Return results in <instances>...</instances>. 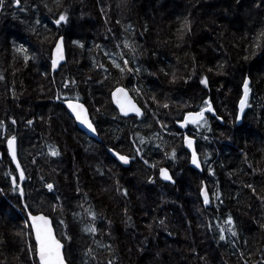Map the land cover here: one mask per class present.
<instances>
[{
	"label": "trees",
	"instance_id": "trees-1",
	"mask_svg": "<svg viewBox=\"0 0 264 264\" xmlns=\"http://www.w3.org/2000/svg\"><path fill=\"white\" fill-rule=\"evenodd\" d=\"M21 6L27 10L5 0L0 11L3 20L20 24L0 40V75L4 77L0 80V122L6 126L0 129V234L5 241L0 244V264H37L36 256L27 252L26 241L33 242V238L14 235L24 228L23 203L33 213L39 209L50 216L57 230L56 222L66 220L70 231L80 232L73 235V243L81 250L80 264H108L109 260L112 264H264V203L245 187L251 184L264 196V47L252 56L250 46L264 27V4L258 9L254 0H63L60 8L55 0H21ZM65 9L67 25L55 26L52 21ZM186 18L191 21V33L181 40L178 29ZM37 19L40 24L35 23ZM54 28L68 45V60L58 72L51 66L53 46L47 51L46 38ZM125 40L136 48L135 58L124 47ZM21 43L34 57L27 65L15 51ZM121 53L128 67L140 69L138 73L121 72L113 65L115 60L124 66ZM173 72L175 83L171 82ZM205 77L207 86L201 83ZM245 77L250 80V107L241 114ZM123 83L132 95L142 94L153 105L141 122L122 119L108 99L111 90ZM77 96L86 106L102 102L96 116L91 115L106 146L123 147L121 151L135 156L128 168L108 167L104 159L112 164L114 160L105 156L103 144L76 126L79 137L69 131L71 118L64 102L65 98L77 102ZM152 96L169 107L158 106ZM205 100L216 114L207 117L210 130L196 125L207 157L208 205L197 191L199 180L185 182V155L177 149L172 161L168 150L177 122L189 111H198ZM12 135L17 137L18 158L26 177L23 198L12 191V176L20 184L7 148ZM177 144L183 150L181 138ZM50 145L59 149V156L49 154ZM23 148L27 164L21 157ZM141 155L149 167L135 166ZM160 160L167 163L163 167L179 169L183 192L156 186H162ZM64 166L70 173L67 180L57 172ZM47 183L53 184L50 192ZM117 187L127 189L128 195ZM217 192L219 199L214 195ZM53 205L63 208H57L60 217L56 219L52 211H45ZM89 209L97 214L95 236L81 230L91 222ZM73 213L78 215L74 218ZM229 215L235 230L238 224V239L227 231ZM147 220L150 231H142L140 225ZM220 228L225 229L227 242L219 239ZM105 245H111V250ZM88 248L96 259L86 255ZM68 255L66 248L67 259Z\"/></svg>",
	"mask_w": 264,
	"mask_h": 264
},
{
	"label": "snow or ice",
	"instance_id": "snow-or-ice-1",
	"mask_svg": "<svg viewBox=\"0 0 264 264\" xmlns=\"http://www.w3.org/2000/svg\"><path fill=\"white\" fill-rule=\"evenodd\" d=\"M55 3L57 7L62 8L63 7V0H55ZM236 3H240V0H236ZM13 4L15 7L20 8L21 11H26L27 8L21 6V0H13ZM262 4H264V0H254V6L256 8H261ZM5 5V0H0V11L4 9ZM44 7L48 8V5L45 4ZM50 12L52 11L51 8L48 9ZM103 11V9L101 10ZM69 21V16L67 9L64 11L60 12L58 15V18L54 19L52 23L60 27L61 24L67 25ZM36 24H40V20L37 19L35 21ZM119 23V21H117ZM45 27H47L45 25ZM128 28L131 29L132 26L128 25ZM146 30V29H145ZM34 31V30H33ZM179 32V39H183L184 35L186 33L190 34L191 33V21L188 20L187 18L184 20L182 26L180 29H178ZM55 44H54V58L51 60V66L52 69L55 70L59 63L64 60V37L63 35L55 37ZM262 40H264V27L258 30L256 34V38L250 45L253 48L252 51V56H255L257 54V50H260L264 45H262ZM73 43L79 44L78 41H74ZM80 47H83L82 44H79ZM119 47V45H117ZM124 47L128 48L129 51L132 53L133 58H135V53H136V48L129 44L127 40L124 41ZM15 51L20 54L22 57L24 64L27 65L29 60L34 59L29 53H28V48L24 46L23 43H21L19 46L15 47ZM105 55H108V53H105ZM120 59L123 61V67H121L120 64L116 63L115 60L112 61L113 65L120 69L121 72L128 71V72H139L140 69L136 68H130L128 67L129 61L124 58V54H120ZM194 59V58H193ZM245 60H248L249 57L245 56ZM103 67V65H101ZM219 67H222L219 66ZM163 71V69H161ZM165 75H169V73H165ZM4 77L0 75V80H3ZM177 80L176 74L173 72L171 73V82L175 83ZM72 84H75V81L71 82ZM201 83L207 86V78H203L201 80ZM64 87H68V83L66 82L64 84ZM242 88H243V97L239 101V109L240 113L242 114L244 112V109L246 106L250 107V105L247 103L249 99V95L251 92L250 88V80L245 77L243 82H242ZM137 93L140 92V89H134ZM113 97L116 99L117 106L120 109V112L127 116L129 113H135L136 116H143V112L140 107H137V105L133 102L132 98L129 97L128 92L122 88L118 87L115 92L113 93ZM57 99H60V96L57 95ZM151 99L153 100L154 103H157L158 106L168 108L169 104L167 102L160 103L159 101L156 100L155 96H152ZM77 102H73L71 99L65 98V103H67V107L72 111V113L75 115L76 120L80 122L81 125H83L87 130H89L92 133H96L97 129L94 126L93 122L88 118L87 114V109L84 107L82 103H79V97H76ZM99 111V109H97ZM211 113L213 116H215V110L212 108L211 102L209 100H205L203 102V107H200L198 111L195 112H188L184 119L183 122L180 124L181 127H186L189 123L192 125H197L198 127H208V119L205 116V113ZM219 120H222V117L217 116L216 117ZM240 119V116H237V120ZM28 124H32V121L29 120L27 121ZM12 124H16V121L13 119ZM162 127H165L163 124L161 125ZM0 129H5L6 126L3 124V122H0ZM207 139V137H204ZM16 140L17 137L15 135H12L8 140H7V147H8V152L11 154V157L13 160H16ZM141 143H144L143 138L140 139ZM185 143L187 145V148L191 150V163L196 166V168L200 169L201 168V162L198 158L196 149L194 147V139L190 137H185ZM110 152H112L113 156L116 157L120 162H122L124 165H128L131 163L132 159H135V156L129 157L127 155L121 154L120 152L114 151L113 149H109ZM137 155L140 154V149H136ZM49 154L53 157H57L60 155V151L58 148H56L54 145L49 146ZM167 155V154H166ZM171 158L175 159L176 157V152L175 149L172 150L171 152ZM141 159H143V156H140ZM147 163V161H144ZM204 163H207V157H205ZM251 167V165H249ZM17 169H20L19 162L17 161L16 164ZM99 171V170H98ZM211 172V169H209ZM102 174V173H101ZM160 176L171 183H175V180L173 179L172 175L169 174L168 169L166 168H161L159 171ZM8 175H11V173H8ZM26 179L24 171L21 169L19 172V181L23 182ZM149 182H154L150 180ZM12 183V191L16 192L19 194L20 198L24 197V188L21 186V184L17 183V177L12 176L11 179ZM118 183V182H117ZM46 187L49 191L53 189V184L52 183H47ZM245 187H248L252 190V193L254 195H257V199H260L262 203H264V196H260L256 193V189L251 185H245ZM3 189H0V192H2ZM117 191H120L122 195L127 196L128 192L127 189H121L117 187ZM202 195H203V203L205 205H208L210 203V198H209V193L206 188L202 189ZM217 199L220 198V193H215L214 194ZM59 199V198H57ZM223 201L221 200V203ZM59 208L60 211L63 210L62 206L60 205H53L52 209L53 211L57 210ZM21 211L25 213L26 219L24 220V228L16 231L14 235L24 238L26 235L31 236L34 239V243L30 241H26L27 244V252L30 254L35 255L38 257V262L37 264H69V261L66 259V251H65V246L66 244L70 243L72 240V237L68 234L67 232V225L64 226L63 229L60 230L59 234L53 229L52 226V219L46 215L43 211L37 209L36 213L33 214V211L30 210V206L27 203H23L21 206ZM88 216L91 218V222L84 226L81 230L84 233H87L89 235L95 236L98 229L95 226L94 221L96 220L97 214L95 211L89 209L86 210ZM125 212H127V209H125ZM77 213H73L74 218L77 216ZM130 219V217H129ZM161 224L164 223V221H160ZM227 225L230 227L227 229V231L230 233V235L234 238L238 239V232L235 230V223L233 221V218L231 215H229L225 221ZM60 224H64L63 220H60ZM108 224H111V221H108ZM24 229H30V232H25ZM225 229L220 228V236L219 239L221 241L227 242V238L225 236ZM110 235V233H109ZM5 243L4 238L2 234H0V244ZM247 241H245V244ZM109 250H111V245H105ZM86 255H89L92 257V259H96V257L93 255V249L88 248L86 250ZM241 256H243V253H241ZM18 258V257H17ZM108 264H112V261L109 260ZM247 264V262H245Z\"/></svg>",
	"mask_w": 264,
	"mask_h": 264
},
{
	"label": "rangeland",
	"instance_id": "rangeland-1",
	"mask_svg": "<svg viewBox=\"0 0 264 264\" xmlns=\"http://www.w3.org/2000/svg\"><path fill=\"white\" fill-rule=\"evenodd\" d=\"M18 25H20L19 23L18 24H11V22L10 21H8V20H3V18H1V15H0V29H2V34L0 33V40L2 41V40H4L5 39V36L7 35V33H8V31H17V29L19 28V26ZM18 26V27H17ZM55 29V28H54ZM51 32H52V35L51 36H49V37H47L46 38V40H49L48 41V47H47V51H49V48L50 47H52L53 46V48H54V44H55V42H56V40H55V37H57V36H60L61 34L60 33H58V31L55 29V30H51ZM73 37H77V35H76V33H74L73 34ZM66 46H67V50H68V45L66 44ZM70 47H73V46H71L70 45ZM0 53H3V46H0ZM127 80V79H126ZM112 91V90H111ZM108 99H110V97H108ZM104 102H106V100H104ZM111 102V101H110ZM102 104V102L100 101L99 102V105H98V107H100V105ZM147 105H149V104H147ZM102 106H103V104H102ZM97 113H98V111H97ZM94 115L96 116V114L94 113ZM66 117V116H65ZM66 119H67V117H66ZM68 120V119H67ZM169 119H167L166 121H168ZM69 121V124H70V126H71V128H69V131L70 132H72L74 135H76V136H78V134L76 133V131H75V128H74V122L72 121V119L71 120H68ZM181 122L182 121H178L177 122V124L178 125H180L181 124ZM167 124H170V123H166L165 122V125H167ZM40 127L42 128L43 127V125H42V123H41V120H40ZM172 127V126H171ZM171 127H168L167 129H165L164 131H169V129L171 128ZM181 129V128H180ZM179 128H174V133L172 132V138H171V143H172V147H169L170 149H168L170 152H169V154H171V150H173V149H175V152H176V150L178 149L181 153H183V154H189L188 152V150H187V148L185 147L186 145H185V141H184V138L185 137H187V136H190L188 133H185V130L186 129H184V130H181V131H179L180 130ZM179 135V136H178ZM79 137V136H78ZM130 138V137H129ZM180 138L182 139V142H183V144H182V148H183V150L181 149V148H179L178 147V144L176 145V143H178L179 142V140H180ZM165 140V139H164ZM130 141V140H129ZM177 148V149H176ZM124 148L123 147H121V148H118V149H115V150H117V151H119V152H121V153H123V154H126L127 155V153L125 152V151H121V150H123ZM25 148H23V150H22V152H21V154H22V159H23V161H24V163L25 164H27V157H25ZM196 151H197V148H196ZM20 154V155H21ZM197 154H198V151H197ZM24 156V157H23ZM177 156V155H176ZM198 156H199V154H198ZM25 159V160H24ZM172 159V158H171ZM176 160V157H175V159H172V161H175ZM133 161V160H132ZM94 163V161L93 160H91V163H90V165H92ZM44 164V163H43ZM134 163H132V165H133ZM137 164H141V165H144V166H146V167H149V164L148 163H145L142 159H140V157H139V160L137 161V163L135 164V166H137ZM159 167H158V169H161V168H166V169H168V171L171 173V175H172V173L175 171V169L174 168H172V167H170V168H167V167H163V166H165L167 163H164L162 160H160L159 161ZM40 166H42V163L40 164ZM111 166H113V167H111ZM121 166V165H120ZM120 166H119V164L116 162V161H114V163L112 164L111 162L108 164V167H111V168H113V169H116V168H120ZM187 167H188V165H186ZM123 167V166H122ZM43 168H45V167H43ZM140 168H141V166H139L138 167V169H137V171L139 172V173H141V170H140ZM46 169V168H45ZM58 172V174L59 175H62L64 178H65V180H67L69 177H70V173H69V170H68V168L67 167H63L62 168V170L61 171H57ZM179 175V174H178ZM178 175L176 174V176L178 177ZM181 176V175H180ZM179 178V177H178ZM31 180H34L33 179V176H32V179ZM33 183V182H32ZM125 183L126 184H128L126 181H125ZM33 185V184H32ZM69 186H68V190H69ZM133 189V188H132ZM129 190H131V189H129ZM128 190V191H129ZM177 190H178V188H177ZM48 192H50L49 190H47ZM181 191L183 192V188L181 189ZM67 192V191H66ZM65 192V193H66ZM64 193V194H65ZM132 196H134V193L132 194ZM186 208V207H185ZM100 209H102L101 207H100ZM98 210V209H97ZM47 213H50L51 211L53 212V216H55V219L56 218H58V217H60V214H59V212L57 211V210H55V211H53V209H48V210H45ZM87 218H88V216H87ZM64 221V224H60V221H58V223L56 222V225H57V228H58V230H57V234H59V232H60V230L61 229H63L64 228V226L65 225H67V221L66 220H63ZM70 228H69V226L67 225V232H68V234L72 237V240H71V242L70 243H68V244H66V248H67V250H68V259H69V261L71 262V263H73V264H80V263H82L81 261H80V259H79V255L78 254H80L81 253V250H78V248L75 246V244L73 243V235H79V231L78 230H73V231H70L69 230ZM140 229L142 230V231H150V220H147V221H145L144 223H142L141 225H140ZM153 231V230H152ZM72 233V234H71ZM83 242H84V240H83ZM101 251V250H100Z\"/></svg>",
	"mask_w": 264,
	"mask_h": 264
},
{
	"label": "flooded vegetation",
	"instance_id": "flooded-vegetation-1",
	"mask_svg": "<svg viewBox=\"0 0 264 264\" xmlns=\"http://www.w3.org/2000/svg\"><path fill=\"white\" fill-rule=\"evenodd\" d=\"M126 84H122L120 87H123V88H125V89H127L130 93H131V91L128 89V88H126ZM112 92H113V90H112ZM112 92H111V94H110V101H111V104H112V106H113V103H112V100H111V96H112ZM135 95L136 94H134V95H132V93H131V96H132V98L134 99V101L137 103V105L144 111V114L146 113V111L147 110H150L151 108H152V106L153 105H150V101L148 100V99H146V98H144L143 97V95L142 94H137L136 95V97H135ZM91 105H89L88 107H89V111H91V114L93 115V113H97V107H98V102H96V101H93V103H90ZM147 104H149V105H147ZM192 109V108H191ZM100 110V109H99ZM117 111V110H116ZM118 112V111H117ZM149 112V111H148ZM189 112H195V111H193V110H191V111H189ZM210 113H208V114H206V118L208 117V115H209ZM216 116V115H215ZM121 117V116H120ZM122 118V117H121ZM122 119H124V118H122ZM127 119H130V120H133V121H138V122H141L142 121V119L143 118H141V119H139V118H137L136 116H130V117H128ZM184 119V118H183ZM183 119H182V121H183ZM73 120V119H72ZM93 121V124H94V126L96 127V129H97V133H98V136H99V138L101 139L100 141H96V140H94V139H91V140H94V141H96L97 143H99V144H103V146L105 147L104 149H105V156L106 157H108V158H110L111 157V160L113 159L114 161H116L118 164H119V162L115 159V158H113L112 157V152H110L109 151V149H113L112 147H111V145L109 144V143H107V146H106V144H104V142H103V135L101 136V133H100V131H99V128H98V126H97V124H96V122L94 121V119L92 120ZM73 122H74V125L76 126V128L78 129V127H77V125H76V123H75V121L73 120ZM178 128H179V125H178ZM186 130H185V133H188L190 136H187V137H192V138H194L195 140H196V148H197V151H198V154H199V160H200V162H201V168L200 169H198V168H196V166L195 165H193L192 163H191V153H189V154H184L185 155V157L187 158V160H186V164L188 165V168L190 169H188L187 168V171H188V178H186V180H185V182L187 181V180H191V179H193V180H195L196 182H197V180H199V186L197 187V191L199 192V195H200V199H201V201H202V203H203V195H202V189L203 188H206L207 189V191H208V193H209V198L211 197L210 195V189H209V187H208V183H207V176H206V168H205V164L206 163H204V160H205V157H204V154H205V152H204V150H203V143H202V141L198 138V134L196 133V125H192V124H188L187 126H186V128H185ZM79 130V129H78ZM80 132H82L81 130H79ZM179 131H181V130H179ZM82 133H84V132H82ZM85 134V133H84ZM86 135V134H85ZM87 136V135H86ZM88 137V136H87ZM89 138V137H88ZM184 141H185V138H184ZM114 151H117V150H115V149H113ZM117 152H119V151H117ZM121 153V152H120ZM121 154H123V153H121ZM124 155H126V154H124ZM128 156V155H127ZM130 157V156H129ZM131 158V157H130ZM105 160V162H106V164L108 165L111 161H109V160H107V159H104ZM132 162V161H131ZM119 165H121V164H119ZM121 166H123V165H121ZM125 168V167H124ZM128 168V167H127ZM185 169V168H184ZM183 169V170H184ZM178 170V171H177ZM176 171H174L173 173H172V177H173V179L175 180V184H172V183H165L162 179H161V176L159 175V178L161 179V181H162V186H159L158 184L156 185L158 188L159 187H162V188H167V187H174V188H178L179 190H181L182 188H183V180H182V178H181V176H180V173H179V169H177ZM185 171V170H184ZM191 171H192V174H191ZM176 174L178 175V177L176 176ZM192 181V180H191ZM156 184V183H155ZM197 184V183H196ZM236 230L239 232V227H238V224L236 225Z\"/></svg>",
	"mask_w": 264,
	"mask_h": 264
},
{
	"label": "water",
	"instance_id": "water-1",
	"mask_svg": "<svg viewBox=\"0 0 264 264\" xmlns=\"http://www.w3.org/2000/svg\"><path fill=\"white\" fill-rule=\"evenodd\" d=\"M63 47H64V60H62L60 63H59V65L57 66V68L55 69V70H53L52 69V71L53 72H57V71H59L60 69H61V67L63 66V65H65V63H66V61H67V53H66V47H65V39H64V45H63ZM54 58V48H53V51H52V59ZM125 89V88H124ZM126 90V89H125ZM127 91V90H126ZM115 92V90L113 91V93ZM128 92V91H127ZM113 93H112V96H111V100H112V103H113V105H114V107L119 111V113H120V115L122 116V117H124V118H128V117H130V116H136L135 115V113H129V115H127V116H125V115H123L121 112H120V109H119V107L117 106V103H116V99L113 97ZM128 95H129V97H131L132 98V96L130 95V93L128 92ZM132 100H133V102L137 105V103L134 101V99L132 98ZM74 102V101H73ZM75 103V102H74ZM64 106H65V108H66V110H67V112H68V114L70 115V117L75 121V123H76V125H77V127H78V129L79 130H81L82 132H84L89 138H91V139H94V140H96V141H100L101 139L99 138V136H98V133L96 132L95 134L94 133H92V132H90L89 130H87L83 125H81L80 124V122L78 121V120H76V118H75V115L72 113V111L67 107V103H65L64 102ZM84 107L87 109V114H88V118L92 121V119H91V116H90V113H89V110H88V108L84 105ZM137 107H139L138 105H137ZM143 112V111H142ZM207 113V112H206ZM206 113H205V115H206ZM136 117H138V116H136ZM142 116H139L138 118H141ZM93 122V121H92ZM190 124V123H189ZM186 127H181V129L182 130H184ZM190 138H192V137H190ZM194 139V138H193ZM194 141H195V143H194V147H195V149H196V140L194 139ZM185 145H186V143H185ZM15 147H16V160H13L12 159V157H11V154L8 152V154H9V157L11 158V160L13 161V163H14V165H15V168L17 169V167H16V164H17V161L19 162V165H20V169H17L18 170V173L20 172V170L22 169V167H21V164H20V161H19V158H18V150H17V142H16V145H15ZM186 148H187V145L185 146ZM8 148V147H7ZM187 150L189 151V153H191V150L190 149H188L187 148ZM197 152V151H196ZM198 155V154H197ZM112 157L113 158H115L118 162H119V164H121V165H123V167H129L130 166V164H128V165H124L122 162H120L116 157H114L113 156V154H112ZM198 158H199V156H198ZM194 165V164H193ZM169 174L171 175V173L169 172ZM161 179L165 182V183H171V182H169V181H166V180H164L162 177H161ZM24 182V181H23ZM23 182H21L20 181V184H21V186H22V184H23ZM173 184V183H172ZM175 184V183H174ZM33 214H35V213H33ZM50 217V216H49ZM51 218V217H50ZM52 219V218H51ZM52 226H53V229L57 232V230H56V227H55V224H54V220L52 219ZM31 231V230H30ZM33 238V237H32ZM33 242H34V239H33ZM65 251H66V246H65ZM66 259H67V257H66ZM36 260H37V262H38V257H36ZM68 260V259H67ZM69 264H70V262H69Z\"/></svg>",
	"mask_w": 264,
	"mask_h": 264
},
{
	"label": "bare ground",
	"instance_id": "bare-ground-1",
	"mask_svg": "<svg viewBox=\"0 0 264 264\" xmlns=\"http://www.w3.org/2000/svg\"><path fill=\"white\" fill-rule=\"evenodd\" d=\"M179 136V135H178ZM177 149V148H176ZM172 152V151H171ZM178 162V161H177ZM176 180V179H175Z\"/></svg>",
	"mask_w": 264,
	"mask_h": 264
}]
</instances>
